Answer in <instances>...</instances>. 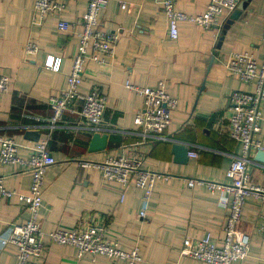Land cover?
Instances as JSON below:
<instances>
[{
  "label": "crops",
  "instance_id": "crops-1",
  "mask_svg": "<svg viewBox=\"0 0 264 264\" xmlns=\"http://www.w3.org/2000/svg\"><path fill=\"white\" fill-rule=\"evenodd\" d=\"M61 11L48 14L42 23L33 21L34 0H0V73L9 76L8 87L0 95V135L27 144V130H37L38 140H46L56 163L43 178L39 221L44 232L58 227H105V237L122 249L138 247L139 264H206L179 256L186 236L195 238L211 233L222 238L227 209L218 203V193L204 185L187 186V179L225 181L231 159L240 154V143L229 137V94L252 90L228 72L225 63L232 53L248 52L257 60L264 53V0H238L241 14L229 21L222 13L220 26L203 28L182 20L178 37L168 35V20L162 0H109L100 11L99 26L118 36L111 57L102 64L87 60L80 90L98 86L107 98L100 123L108 134L104 150L89 152L92 138L89 123L77 112L65 111L52 129L48 99L66 88L72 57L78 44L77 25L88 0H58ZM178 10L202 13L209 0H174ZM120 3H125L120 8ZM231 15V14H230ZM65 20L72 27L58 29ZM227 27L224 28V25ZM27 41L38 45L34 55H26ZM48 55L61 59L58 71L44 67ZM155 86L163 81L168 93L178 100L164 131L165 140H151L141 134L134 121L142 108V98L127 89L124 82ZM77 107H80L77 105ZM78 109V108H77ZM260 130L256 137L264 150V101L261 103ZM181 142L196 155L186 163L174 161L172 144ZM251 149L247 172L250 182L264 187V163ZM136 152L143 167L165 175L159 178L146 200L132 183L125 187L106 181L96 168H80V160L99 162L110 154ZM18 154L28 155L20 147ZM0 175L5 186L26 191L30 173L23 165L2 164ZM122 194V197H121ZM23 203L15 195L0 200V238L13 223L27 218ZM264 220V199L245 197L238 229L250 237L248 255L232 264H264V236L259 228ZM14 246L0 243V264H15ZM38 264H127L102 255L77 257L70 245L47 243Z\"/></svg>",
  "mask_w": 264,
  "mask_h": 264
},
{
  "label": "built area",
  "instance_id": "built-area-1",
  "mask_svg": "<svg viewBox=\"0 0 264 264\" xmlns=\"http://www.w3.org/2000/svg\"><path fill=\"white\" fill-rule=\"evenodd\" d=\"M109 0H88L85 11L77 23L78 44L72 57L70 71L66 77V88L48 99L51 115L48 127L54 128L65 111L77 112L89 123V130L102 132V121L107 98L98 86L89 91L80 90L83 72L87 60L102 64L105 57H111L118 36L99 26L100 11L105 9ZM63 3L58 0H34L33 21L42 23L51 13L61 11ZM238 0H209L206 9L200 14H187L175 6L174 0H162V9L168 20V35L172 39L178 37V23L186 20L203 28L220 26L222 13L225 16L237 9ZM125 3H120L124 8ZM72 25L65 21L58 22V29L67 31ZM264 42V28L262 31ZM38 45L27 41L24 46L26 55H34ZM61 59L48 55L44 67L53 71L60 68ZM231 74L245 83H253L252 90H233L228 97L229 102V137L240 143V154L234 156L225 171V181H213L197 178L187 179V186L204 185L211 193H218V203L227 209L222 238L218 242L211 233L195 238L186 236L179 249L180 257L204 261L206 264H232L242 261L248 255L250 237L238 229L245 197L249 195L264 199V187L250 182L247 172L251 149L262 150L256 135L260 130L261 103L264 101V53L257 60L248 52L232 53L225 63ZM9 76L0 73V95L7 90ZM127 89L134 91L142 98V108L134 116V121L141 129V134L151 140H165L164 131L170 123V113L177 106L178 100L171 96L163 81L155 86H139L129 80L124 82ZM79 105L80 107H77ZM78 108V109H77ZM28 150V155L18 154L19 148ZM196 155L188 151V156ZM20 164L30 173L31 182L26 191L8 189L4 177L0 175V200L15 195L23 203L27 218L21 224L13 223L6 236L0 238L2 246L13 245L15 264H38L43 257L47 243L73 246L77 257L84 254L102 255L113 260H121L127 264H139L143 257L138 247L122 249L116 241L105 237V227L90 224L86 228L65 229L58 227L44 232L38 218L42 205L43 178L46 169L56 163L50 153L46 140H37L27 144L16 142L13 138L0 135V165ZM80 168H96L106 181H114L125 187L132 183L143 192L144 205L139 216L146 215V200L154 188L156 181L165 177L161 173L143 167L142 158L136 153L124 152L110 154L99 162L80 160ZM122 197V194H121ZM264 236V220L259 228Z\"/></svg>",
  "mask_w": 264,
  "mask_h": 264
},
{
  "label": "water",
  "instance_id": "water-1",
  "mask_svg": "<svg viewBox=\"0 0 264 264\" xmlns=\"http://www.w3.org/2000/svg\"><path fill=\"white\" fill-rule=\"evenodd\" d=\"M241 14L240 8L235 9L229 18L228 22H231L234 19H237L238 16ZM227 27V24L224 25V28ZM25 138L32 141H37L39 138V133L37 130H27L25 132ZM108 139V134L105 132H94L92 134V138L88 147L89 152H96L104 150L106 147ZM188 150L189 148L181 143V142H174L172 144V153L174 154V161L178 163H186L188 160ZM254 158L259 162L264 163V150H257L255 153Z\"/></svg>",
  "mask_w": 264,
  "mask_h": 264
}]
</instances>
